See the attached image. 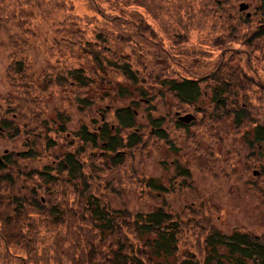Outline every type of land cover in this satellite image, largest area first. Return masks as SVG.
Wrapping results in <instances>:
<instances>
[{
	"label": "rangeland",
	"instance_id": "1",
	"mask_svg": "<svg viewBox=\"0 0 264 264\" xmlns=\"http://www.w3.org/2000/svg\"><path fill=\"white\" fill-rule=\"evenodd\" d=\"M95 1L109 18L122 17L120 29L89 0H75L73 13L81 19L76 25L58 13L55 21L44 19L37 30L26 25L29 36L36 37L24 58L14 45L8 48L9 30L0 36L6 39L0 45V116L19 127L16 137L0 133V155L34 147L41 157L21 163L27 170L39 169L66 151L81 149L77 134L83 126L93 131V123L96 128L108 123L115 134V110L132 101L142 142L120 166L84 145L86 195L85 185L64 180L40 192L43 200L54 201L59 218L49 215L47 206L27 213L21 244L32 247L45 241L37 246V264H107L109 237L95 228L87 208L89 194L109 209L126 208L134 214L163 207L177 218L178 252L167 264H177L190 253L203 260L205 237L214 229L264 237V141L254 136V128L264 125V40L254 38L262 22L256 6L262 0ZM241 4L250 7L247 13L240 11ZM17 60H23V76L18 75ZM109 60L130 63L140 82L132 84ZM76 68L84 69L93 82L79 86L70 76ZM216 75L209 83L199 79L201 95L195 106L181 104L159 84L164 78L210 80ZM219 78L239 90L233 86L222 94L225 105L216 104L212 91ZM83 99L91 104L80 103ZM243 103L246 111L237 122L231 110ZM190 113L196 118L179 129L178 116ZM148 114L165 119L166 141L152 134ZM49 139L55 147L46 145ZM150 178L164 190L147 188ZM36 182L41 183L36 177L23 179L15 191ZM27 188L22 193L30 195ZM122 227V239L134 243L147 260L145 236L141 240L125 222ZM9 230L18 234L12 226ZM3 252L0 264L20 263Z\"/></svg>",
	"mask_w": 264,
	"mask_h": 264
},
{
	"label": "trees",
	"instance_id": "2",
	"mask_svg": "<svg viewBox=\"0 0 264 264\" xmlns=\"http://www.w3.org/2000/svg\"><path fill=\"white\" fill-rule=\"evenodd\" d=\"M74 1L0 0V36L9 30L8 37H10L6 42L8 48H12L14 45V50L21 51V57L24 58L25 54H29L28 50L31 47L30 39L36 37L29 36L30 33L26 30V25L30 24L33 29L38 28V25L41 28L44 19L49 20L52 17L55 21V16L58 14H63V19L67 20L69 24L76 25V21H80L81 19L75 17L73 13L75 9ZM89 1L96 7L99 14L105 20H108L117 29H120L117 25L122 21V17L109 18L96 5L95 0ZM143 7L145 8V6ZM193 8L191 7V9ZM38 18L40 22L36 23V21H39ZM239 23L241 24L242 22ZM239 23L237 24V28L239 27ZM243 23L249 24L246 20ZM48 25H51L49 21ZM136 27L138 28L137 25ZM257 31L254 32V38H262L264 40V28L260 26ZM98 37L103 39L102 35H98ZM5 40V38H0L1 46L5 44ZM252 43L253 41H251V46ZM19 46L22 47V50L18 49ZM246 46H250L248 42ZM22 61H16L19 64V76L24 75L22 73ZM108 63L111 67L119 69L132 84L140 82L136 72L132 70L130 63H112L110 60ZM218 69L217 66L215 70ZM70 76L79 86L86 87L93 82L92 78L88 77L82 68L72 69ZM214 77L218 78L217 75L209 78L210 80H214ZM201 78L203 80L207 79V77ZM232 78H235V76L233 75ZM199 79L200 77H183L180 80L164 78L159 84L167 88L181 104L195 106L201 95ZM221 86L222 89L215 86L212 91L214 92L215 99L221 96V104L225 105L226 97H222V94L225 91L229 92L230 88L234 85L222 83ZM234 88L238 87L234 86ZM143 95H145L144 92ZM151 100L150 98L149 101ZM79 101L84 105L91 104V101L88 99ZM135 104L136 101H132L130 105L115 110V117L118 122L115 134H112L111 126L108 123H103L99 128H96V123H93V131L88 130L87 126H83L77 136L84 145L93 147V149L97 148L102 153V156H106L113 163H111L112 165H122L125 162L126 154L142 142L141 128L136 124L137 115L133 108ZM148 116L150 118L152 134L157 139L166 141L168 134L164 127L165 119L163 117H153L151 114H148ZM243 116L244 114L240 118L237 117V122ZM60 128L62 131L64 130L62 126ZM254 129L255 139L264 141V125L258 124ZM3 132L7 136L16 137L19 133V127L17 124H14V121L3 119L0 116V133ZM124 134L126 135L124 136ZM100 141H102V144L99 145ZM46 145L49 148H53L56 146V143L49 139ZM84 145L81 146V149L66 151L60 156L54 157L50 163L44 164L39 169L27 170L21 163L22 161L41 157L34 147L27 151L10 152L0 155V249H3V253L9 255L7 256L9 259L14 258L20 262L19 264H37V246L45 244V241H36V245L33 244L32 247L31 245L21 244L20 238L23 237L21 232H23V227L25 226L24 216L27 213L35 211L36 208L42 210L47 206L48 214L56 219L59 218L60 211L54 205V201L50 198L43 200L42 197H39L40 192L44 193V190L48 191L50 189L49 186H58L60 181L64 180L74 186L77 184L85 185L82 194L86 195L89 185L84 172L86 162L83 160V154L81 153V151H84ZM35 177L41 183L36 182L30 189L20 187L15 191V187L21 180L24 179L26 182H29L35 180ZM145 185L151 190H164L160 184L155 183L153 178L148 179ZM26 188L30 191V195L22 193ZM41 202H45V204ZM86 202L98 233L106 234L109 237V241L107 242V264H147V260L150 264H167L166 259L176 256L181 224L177 218L163 207H159L148 213L138 212L132 214L126 208L109 209L97 196L92 194L86 196ZM63 222L64 220L61 223ZM122 222H125L127 227H131L141 240L144 236L146 237H144L143 244L148 249L147 260L144 258L145 255L138 251L139 249H137L134 243L131 244L122 239ZM11 226L13 230H18V234L20 235L13 232L10 233L9 229ZM177 264H264V237L239 230L225 234L214 229L205 237V255L203 260L197 259L195 255L190 253L179 259Z\"/></svg>",
	"mask_w": 264,
	"mask_h": 264
},
{
	"label": "flooded vegetation",
	"instance_id": "3",
	"mask_svg": "<svg viewBox=\"0 0 264 264\" xmlns=\"http://www.w3.org/2000/svg\"><path fill=\"white\" fill-rule=\"evenodd\" d=\"M249 8H247L245 10L246 13L248 12ZM256 10H259L260 13H261L262 17H261L260 21H262L261 22V26L264 28V0L261 1V5L260 6H256ZM242 12H244V11H242ZM247 16L250 18L251 16H253V12H251L250 15H247ZM205 81H206V83L211 82V80H209V79H205ZM233 81H235V80H233ZM218 84H220V85H218L217 88L222 89V86H221L222 82H221L220 78L218 79ZM216 99H217V100H215L216 104L220 105L221 104V99H222L221 96L216 98ZM245 111H246L245 103H243V106H241V107H240V105L234 106L233 109L231 110V112L232 113L234 112V115H237V117H239V118H240V116H242V114L245 113ZM216 114H217V109H216ZM175 124L178 126L179 129L185 128V127L190 125V124H185L184 122L179 120V118L175 121Z\"/></svg>",
	"mask_w": 264,
	"mask_h": 264
},
{
	"label": "water",
	"instance_id": "4",
	"mask_svg": "<svg viewBox=\"0 0 264 264\" xmlns=\"http://www.w3.org/2000/svg\"><path fill=\"white\" fill-rule=\"evenodd\" d=\"M248 6L246 4H241L240 10H245ZM194 119V115L192 114H187L184 116L180 117V120L185 122V123H190Z\"/></svg>",
	"mask_w": 264,
	"mask_h": 264
}]
</instances>
